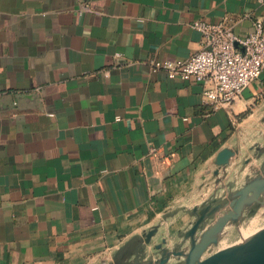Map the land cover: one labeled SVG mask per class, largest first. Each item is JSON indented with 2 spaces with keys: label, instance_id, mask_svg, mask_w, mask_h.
<instances>
[{
  "label": "crops",
  "instance_id": "0c3cea01",
  "mask_svg": "<svg viewBox=\"0 0 264 264\" xmlns=\"http://www.w3.org/2000/svg\"><path fill=\"white\" fill-rule=\"evenodd\" d=\"M199 18L245 36L264 0H0V264H131L163 239L188 246L194 208L263 174L264 71L213 108L201 82L151 68L201 48ZM225 147L236 156L216 175Z\"/></svg>",
  "mask_w": 264,
  "mask_h": 264
},
{
  "label": "water",
  "instance_id": "95a60500",
  "mask_svg": "<svg viewBox=\"0 0 264 264\" xmlns=\"http://www.w3.org/2000/svg\"><path fill=\"white\" fill-rule=\"evenodd\" d=\"M236 156L231 147L221 149L215 160L219 174L220 169L229 165ZM250 160H246L248 163ZM264 172L260 176L250 179L246 184L234 192L230 198L215 205H205L193 209L197 218L185 233L190 244L168 246L167 239H163L154 247L156 254L144 259L133 261L131 264H264V226L241 242L228 247L217 248L226 228L241 223L250 212L264 214ZM226 204L227 208L220 210ZM259 214V213H258ZM159 226H154L145 234V243L151 244L153 236Z\"/></svg>",
  "mask_w": 264,
  "mask_h": 264
},
{
  "label": "built area",
  "instance_id": "2783aa9c",
  "mask_svg": "<svg viewBox=\"0 0 264 264\" xmlns=\"http://www.w3.org/2000/svg\"><path fill=\"white\" fill-rule=\"evenodd\" d=\"M245 36L236 34L226 20L199 18L192 27L202 35L201 48L188 58L153 59V71L171 78L203 84V101L213 108H231L243 90L264 71V22ZM235 124L237 119L232 118ZM156 149L152 148V154Z\"/></svg>",
  "mask_w": 264,
  "mask_h": 264
},
{
  "label": "rangeland",
  "instance_id": "374dc122",
  "mask_svg": "<svg viewBox=\"0 0 264 264\" xmlns=\"http://www.w3.org/2000/svg\"><path fill=\"white\" fill-rule=\"evenodd\" d=\"M252 157H255V154L252 153ZM254 214L255 217L251 218L252 221L247 219L246 223H239L238 225H236L235 229H233L231 232L232 238L230 240L222 241L221 243L218 244L217 248L228 247L235 243L241 242L242 240L248 238L251 234L256 232L258 229L263 227L264 214L258 212V210H255ZM242 227L246 228L245 230L246 232L245 231L242 232L241 230Z\"/></svg>",
  "mask_w": 264,
  "mask_h": 264
},
{
  "label": "bare ground",
  "instance_id": "6f19581e",
  "mask_svg": "<svg viewBox=\"0 0 264 264\" xmlns=\"http://www.w3.org/2000/svg\"><path fill=\"white\" fill-rule=\"evenodd\" d=\"M247 235V234H246Z\"/></svg>",
  "mask_w": 264,
  "mask_h": 264
}]
</instances>
